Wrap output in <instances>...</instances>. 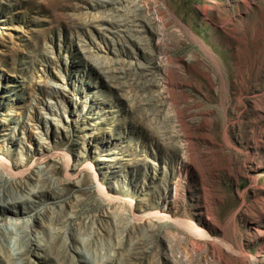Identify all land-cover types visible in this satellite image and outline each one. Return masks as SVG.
I'll return each instance as SVG.
<instances>
[{"label": "rangeland", "instance_id": "obj_1", "mask_svg": "<svg viewBox=\"0 0 264 264\" xmlns=\"http://www.w3.org/2000/svg\"><path fill=\"white\" fill-rule=\"evenodd\" d=\"M116 1L0 0V264H264V0Z\"/></svg>", "mask_w": 264, "mask_h": 264}, {"label": "bare ground", "instance_id": "obj_2", "mask_svg": "<svg viewBox=\"0 0 264 264\" xmlns=\"http://www.w3.org/2000/svg\"><path fill=\"white\" fill-rule=\"evenodd\" d=\"M118 1V0H117ZM116 1V2H117ZM120 1V0H119ZM13 167H11V165L0 159V170L2 171H6L7 173L9 174H14L13 170H12ZM24 175V174H23ZM30 194V193H29ZM31 195V194H30ZM29 199L25 198V199H20V200H17L9 195H7L4 190L2 189L1 187V184H0V209H4L6 210L7 212L13 214L14 212L10 209V208H17L19 205L23 204V203H26L28 202ZM27 227V226H26ZM26 231V229H24ZM37 236V235H35ZM39 236V235H38ZM30 237V236H29ZM40 237V236H39ZM30 240V239H29ZM38 240V239H37ZM36 240V241H37ZM40 241V240H39ZM36 243V242H35ZM25 257V255H21L20 256V259L21 260H24L23 258ZM4 259V258H3ZM7 262L8 264H16V261H15V256L13 254H8L7 255ZM4 261V260H3Z\"/></svg>", "mask_w": 264, "mask_h": 264}]
</instances>
